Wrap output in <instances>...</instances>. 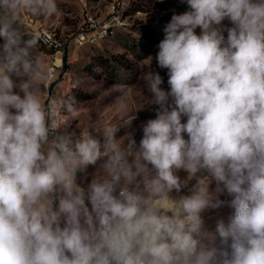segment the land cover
Here are the masks:
<instances>
[{
  "label": "clouds",
  "instance_id": "9594fccd",
  "mask_svg": "<svg viewBox=\"0 0 264 264\" xmlns=\"http://www.w3.org/2000/svg\"><path fill=\"white\" fill-rule=\"evenodd\" d=\"M186 2L157 45L170 90L157 71L140 76L156 118L139 144L111 131L102 144L49 142L32 88L37 40L12 21L20 9L51 15L55 0H0V264H264V0ZM101 157L106 178L85 189L77 171ZM181 170L207 175L173 199ZM225 191L234 215L210 233L201 213Z\"/></svg>",
  "mask_w": 264,
  "mask_h": 264
},
{
  "label": "rangeland",
  "instance_id": "374dc122",
  "mask_svg": "<svg viewBox=\"0 0 264 264\" xmlns=\"http://www.w3.org/2000/svg\"><path fill=\"white\" fill-rule=\"evenodd\" d=\"M57 11L51 15L33 14L20 9L12 21L24 39L35 38L37 45L31 50L34 61L32 88L42 106L49 109L51 99L58 101L60 124L59 136L71 135L75 139L90 135L103 144L109 131L118 142L127 143L129 133L139 144L142 138V122L156 118L159 106L151 103V96L140 79L149 69L159 72L163 78L162 88L170 90L167 69H160L155 59L157 45L164 38V27L172 16L189 11L186 0H55ZM91 13L99 21H111L110 32L98 42L86 40V44L66 47L60 67L54 77L49 69L55 56L52 47L42 44L35 31L45 26L65 42L79 36L86 25V14ZM5 14L0 12V17ZM10 18V17H9ZM225 25L230 26L225 20ZM201 30L196 29L199 35ZM225 37L227 33L225 32ZM151 60V63H150ZM24 79H28L25 77ZM186 118L182 119V123ZM187 140V133H182ZM51 143V141H49ZM49 145H45V151ZM101 157L95 165L77 171V183L85 189L93 180H103L106 172ZM132 159V158H130ZM155 176V173H151ZM182 190L169 193L170 198L190 194L199 177L206 172L190 177L186 172L177 173ZM146 198L149 193L142 183L135 186ZM215 189V182L210 190ZM219 199L226 203L219 208L209 207L201 213L204 228L214 233L216 223L223 219L230 223L234 209L228 205L231 197L225 191ZM89 207L90 202L86 201ZM218 242V241H217Z\"/></svg>",
  "mask_w": 264,
  "mask_h": 264
},
{
  "label": "built area",
  "instance_id": "2783aa9c",
  "mask_svg": "<svg viewBox=\"0 0 264 264\" xmlns=\"http://www.w3.org/2000/svg\"><path fill=\"white\" fill-rule=\"evenodd\" d=\"M85 18L86 25L83 30L80 31L79 36H76L74 39H69L67 42H65L55 32L47 33V27L45 26L36 28L39 33H44L45 37H48V40H50L52 43V54L55 56V60L53 62V65L49 69L51 77H54L55 70L61 65V63H58L57 60L60 59V61H62V53L66 47L70 48L72 44L76 46H82V44H86V40H93V42H98L100 40V37H106L109 34L111 21H99L90 12L86 14ZM47 112L49 115L47 119L50 124L49 141L57 140L61 137L57 134V129L60 124L58 101L53 102V100L51 99ZM72 138L73 141L76 140L74 137Z\"/></svg>",
  "mask_w": 264,
  "mask_h": 264
},
{
  "label": "bare ground",
  "instance_id": "6f19581e",
  "mask_svg": "<svg viewBox=\"0 0 264 264\" xmlns=\"http://www.w3.org/2000/svg\"><path fill=\"white\" fill-rule=\"evenodd\" d=\"M47 33H53V32L47 28ZM35 34L37 35V38L42 44L52 47L51 41L48 40V37H45L44 33H39L38 31H35ZM57 61L60 62V59H58Z\"/></svg>",
  "mask_w": 264,
  "mask_h": 264
}]
</instances>
